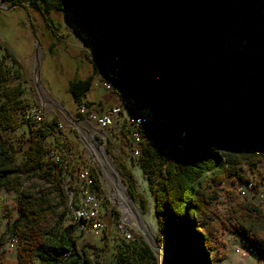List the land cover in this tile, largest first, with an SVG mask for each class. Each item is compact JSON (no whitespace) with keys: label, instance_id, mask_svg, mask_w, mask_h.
<instances>
[{"label":"trees","instance_id":"16d2710c","mask_svg":"<svg viewBox=\"0 0 264 264\" xmlns=\"http://www.w3.org/2000/svg\"><path fill=\"white\" fill-rule=\"evenodd\" d=\"M27 1L52 35L59 30L53 11H69L78 26L97 35L90 42L93 73L67 85L77 107L92 105L87 97L93 77L111 71L116 57L121 74L110 82L113 88L163 119L176 138L183 131L177 154L168 157V140L155 137L142 142L138 157L153 199L157 241L172 264H212L219 224L264 250V0H76L74 8L61 0ZM2 49L22 74L18 58ZM9 80L0 63L1 129L18 128L19 116L32 107ZM24 123L28 136L16 144L0 133V192L13 194L10 236L17 240L15 258L0 254V264H99L95 250L76 244L64 186L66 174L73 176L72 146L63 128L42 116L25 117ZM114 163L129 197L145 213L148 201L137 191L134 174L122 160ZM91 174L99 188L96 172ZM253 174L260 175L255 182ZM28 179L50 191L29 189ZM227 179L252 196L239 200L231 191L234 204L221 218L212 207ZM74 186L67 181L69 190ZM257 196L259 203L252 201Z\"/></svg>","mask_w":264,"mask_h":264},{"label":"rangeland","instance_id":"374dc122","mask_svg":"<svg viewBox=\"0 0 264 264\" xmlns=\"http://www.w3.org/2000/svg\"><path fill=\"white\" fill-rule=\"evenodd\" d=\"M57 2L58 0H52ZM65 1L68 6L74 8L76 0ZM50 17L57 22L59 30H54V35L47 27L38 11L29 8L27 0H19L16 5L7 2L0 5V63L10 71L9 84L22 88V98L28 101L32 107L29 114L35 113L44 117L47 122H56L62 128L72 146L69 159L68 171L73 170V176L69 173L64 177V186L67 181L75 184L77 174L83 169L96 172L99 188H96V196L99 204L105 231L101 235H94L89 232L81 233L74 231L76 244L86 245L88 251L95 250L98 257L95 259L99 264H172L170 257L165 254L163 243L157 241V226L153 211V199L149 189V182L140 168L139 159L134 157L130 151V126L128 122L131 117L136 115L145 116L149 122L144 128L142 142L149 138L168 140L166 154L168 157L177 154V142L175 129L154 121V116L145 106L133 99L127 98L118 90H105L102 82L107 77L109 70L98 72L92 80V87L88 93V99L94 100L93 110L99 114L107 113L113 107H119L120 112L114 117L110 128L104 133H99L94 125H89L81 121L77 112V104L67 92V85L70 81L85 78L92 74L93 56L90 53L91 37L97 38L95 31L86 26H78L74 16L69 11H53ZM59 36V37H58ZM35 38L39 40V65L38 78L40 92L38 93L33 86V75L37 68L34 57ZM3 48L16 56L22 65V74L16 66L4 58ZM51 47V50L48 48ZM70 114L74 121H71L66 112ZM20 115L21 125L16 129H1L0 133L10 142L16 144L20 139L28 136L27 126L24 119L27 116ZM92 142L100 150H104L108 156L119 180L120 176L116 170L114 160L120 159L127 164L136 180L137 191L146 197L148 208L145 213L141 212L137 203L131 198L129 221L123 220V211L118 201L112 200L115 191L113 185L104 177L102 164V154L97 151ZM26 143H24V147ZM107 147L110 153L107 151ZM22 153L17 155V160H22ZM100 158V159H98ZM247 169V166L244 165ZM259 169L263 171L264 164L260 163ZM259 174L251 175V181L259 179ZM125 188L124 184L122 183ZM25 186L39 192H48L50 187L37 179H28ZM221 196L213 204V211L221 218H224L235 199L231 198V191L239 200L251 199L252 192L240 182H233L227 179L222 184ZM240 187L242 189H240ZM66 203L70 201L69 193L66 192ZM74 202H78L75 197ZM259 203L260 197L252 199ZM125 203V202H124ZM14 210L13 194L4 191L0 192V241L2 246L0 254L8 259L15 258V248L8 246L10 236V223ZM137 218L143 228L144 233L152 241L154 250L146 242V238L141 232ZM131 235L126 237L124 231ZM215 241V250L211 253L212 264H264V250H258L255 254H236L234 245L240 234L219 224ZM221 258V259H217Z\"/></svg>","mask_w":264,"mask_h":264},{"label":"built area","instance_id":"2783aa9c","mask_svg":"<svg viewBox=\"0 0 264 264\" xmlns=\"http://www.w3.org/2000/svg\"><path fill=\"white\" fill-rule=\"evenodd\" d=\"M118 59L114 57L112 59V70L109 71L107 77L102 82V87L110 91L112 89L110 82L112 80L118 81L120 76V67L116 63ZM124 94V92H121ZM77 112L81 118V121L94 125V128L101 134H104L112 125L114 117L120 112L119 107L111 108L107 113L99 114L93 109L85 105H80L77 109ZM26 117L37 118L38 115L35 113L28 114ZM154 121L164 123L163 119H158L157 116H154ZM149 122L146 120L145 116L136 115L130 118L128 125L130 126V135L129 139L131 142L130 151L134 157H139L141 153L142 146V134L143 130ZM57 127H62L58 123ZM182 132V131H181ZM183 134L179 132V136ZM180 139V138H179ZM183 139V135L181 136ZM179 144L177 142V150ZM51 160L58 162L59 158L55 153H51ZM74 190L71 191L67 188V182L65 185V190L69 193L70 201L68 202V208L71 214V217L76 219L75 231L78 233H92L94 235H101L105 231V223L103 222L101 212L99 211L98 199L96 196V187L95 180L91 171L89 169H83L77 174L76 182L74 184ZM240 189H242L240 187ZM75 197L78 199V202H74ZM124 234L128 239L131 235L128 231H124ZM8 246L10 248H15L17 240L15 238H10L8 240ZM234 252L236 254H251V248H248L247 245H240L239 239H237L236 244L234 245Z\"/></svg>","mask_w":264,"mask_h":264},{"label":"bare ground","instance_id":"6f19581e","mask_svg":"<svg viewBox=\"0 0 264 264\" xmlns=\"http://www.w3.org/2000/svg\"><path fill=\"white\" fill-rule=\"evenodd\" d=\"M99 151L103 155L102 156V164L101 165L103 166L104 177H106L109 180V183L111 185H113L114 188H115V191H114V193L112 195V200L114 202L115 201L119 202L120 207H121V209L123 211V220L124 221H129L130 213L127 211V209L125 208L124 205H126L127 208H129V210H133L132 207H131V202L128 201V203L130 205V207H129L127 205L125 196L123 194L124 187H123L122 183L120 182L119 177H118L117 173L115 172V169H114L113 165L111 164V161L109 160L108 156L105 154V152H104V150L102 148ZM98 159H100V158H98ZM72 220L75 221V227H76V219L74 217H72ZM79 234H81V233H79ZM238 239H239V244L240 245H247L248 248H251L252 253H254V254L257 252V250L246 239H244L242 237H239Z\"/></svg>","mask_w":264,"mask_h":264},{"label":"water","instance_id":"95a60500","mask_svg":"<svg viewBox=\"0 0 264 264\" xmlns=\"http://www.w3.org/2000/svg\"><path fill=\"white\" fill-rule=\"evenodd\" d=\"M2 4H5V0H0V5H2ZM34 39H35V45H34V57H35V60H36V62H37V68L35 69V73H34V75H33V86H34L35 90L39 93V92H40L39 78H38V65H39V59H38V55H39V40H38L37 38H35V37H34ZM64 111H65V110H64ZM65 112H66V111H65ZM66 114L69 116V118H70L71 121H74L68 112H66ZM92 145H93V147H94L97 151H99V149L96 147V145H95L94 142H92ZM120 182L122 183L121 179H120ZM123 194H124V196H125V199H126L127 205L130 207L128 201L131 202V199H130L128 193H127L126 188H124ZM130 209H131V208H130ZM136 219H137V222H138V224H139V226H140V228H141V232H142V234H143L144 237L146 238V242H147L148 245L151 247V249L154 250L155 248L153 247V243H152V241L148 238V236L144 233L143 228H142V226H141V224H140V221H139V219L137 218V216H136Z\"/></svg>","mask_w":264,"mask_h":264},{"label":"crops","instance_id":"0c3cea01","mask_svg":"<svg viewBox=\"0 0 264 264\" xmlns=\"http://www.w3.org/2000/svg\"><path fill=\"white\" fill-rule=\"evenodd\" d=\"M5 2H6V1H5ZM89 93H90V92H89ZM87 99H88V97H87ZM88 100H89V99H88ZM89 102L92 103V105L89 107L90 109L93 108V105L98 104V103H96V102H95L94 100H92V99H90Z\"/></svg>","mask_w":264,"mask_h":264}]
</instances>
